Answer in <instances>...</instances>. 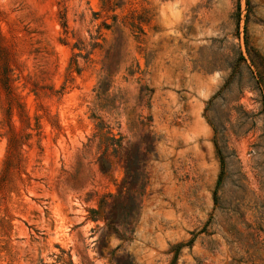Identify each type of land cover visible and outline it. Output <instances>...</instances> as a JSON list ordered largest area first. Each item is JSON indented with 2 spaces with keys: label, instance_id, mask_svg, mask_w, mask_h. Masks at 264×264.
<instances>
[{
  "label": "rangeland",
  "instance_id": "rangeland-1",
  "mask_svg": "<svg viewBox=\"0 0 264 264\" xmlns=\"http://www.w3.org/2000/svg\"><path fill=\"white\" fill-rule=\"evenodd\" d=\"M255 65L264 0H0V264H264Z\"/></svg>",
  "mask_w": 264,
  "mask_h": 264
},
{
  "label": "trees",
  "instance_id": "trees-1",
  "mask_svg": "<svg viewBox=\"0 0 264 264\" xmlns=\"http://www.w3.org/2000/svg\"><path fill=\"white\" fill-rule=\"evenodd\" d=\"M104 25H105V27H108L107 24L104 23ZM251 61H253L252 58H251ZM253 63L255 64L254 61H253ZM255 66H256V68H257V69L255 68V71H256V73H257V78H258V79H261V81L258 80V79H257V80H258L259 84H261V85L264 86V71L261 70V69H259L257 65H255ZM262 79H263V80H262ZM263 107H264V104H263Z\"/></svg>",
  "mask_w": 264,
  "mask_h": 264
}]
</instances>
